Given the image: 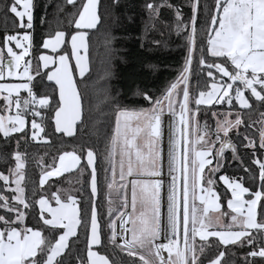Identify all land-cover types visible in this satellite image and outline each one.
<instances>
[{
	"label": "trees",
	"instance_id": "1",
	"mask_svg": "<svg viewBox=\"0 0 264 264\" xmlns=\"http://www.w3.org/2000/svg\"><path fill=\"white\" fill-rule=\"evenodd\" d=\"M84 2L31 0L30 20L21 23L12 9L17 6V0H0L3 59L11 55L7 46L11 52L18 51L14 39L27 31L30 52L23 63L28 64L31 75L28 89L16 97L18 111L26 119L25 127L7 135L0 132V174H9L18 158L23 164V203L14 200V191L0 179V231L5 234L12 228L22 232L38 230L41 243L31 261L42 264L63 229L44 222L38 199L46 197L54 203V194L61 201L73 197L78 205L76 232L53 264H88L93 213L99 232V243L94 247L97 253L111 264H146L142 255L118 246L113 240L112 221L122 205L121 191L111 183L110 151L116 115L120 110L151 107L187 64L189 108L196 113L199 136L204 133L197 142L198 148L204 150L213 144L214 154V149L224 141L232 144V148L221 155L216 151L210 165L212 186L218 194L221 211L226 212L230 197L229 190L219 179L225 175L242 184L247 190V199L259 192L256 222L261 226L264 222V84L258 86L259 97L244 91L246 107H240L233 98L229 104L225 101L209 105L192 103L194 96L206 92L216 82L219 68L231 75L233 85L239 83L233 76L236 69L229 65L227 58L208 53V41L224 0H98L97 24L85 30L86 73L76 75L72 64L81 116L74 132L66 135L54 127L53 118L59 107L57 85L47 78L49 68H41L39 55L46 52L42 47L44 39L61 32L63 43L52 54L69 56V39L79 30L75 21ZM242 85L245 89L244 83ZM182 90L181 85L173 88L177 98L182 96ZM32 101L38 104L32 107ZM32 109L38 114L32 115ZM4 112L0 100V113ZM224 112H229L236 123L228 130L226 139L220 141L215 126ZM36 126L37 136L34 135ZM88 151L94 155L95 192L90 187L92 170L86 161ZM64 154H74L76 166L49 176ZM210 167L204 171L203 184L207 183L206 173ZM260 226L228 244L214 236L193 237L192 257H188L185 264H264V233Z\"/></svg>",
	"mask_w": 264,
	"mask_h": 264
},
{
	"label": "rangeland",
	"instance_id": "2",
	"mask_svg": "<svg viewBox=\"0 0 264 264\" xmlns=\"http://www.w3.org/2000/svg\"><path fill=\"white\" fill-rule=\"evenodd\" d=\"M94 1L97 5L98 0ZM85 4V7L88 8V1ZM17 6L12 7L14 13L19 17L21 23L24 21L28 23L31 16V0H17ZM92 11L97 17V11L90 10V12ZM83 12L88 15L87 10ZM216 21L217 25L208 41V53L212 56L227 58L229 65L236 69L233 76L238 79L239 83L233 85L231 75L225 69L218 67L220 75L216 77V82H213L206 92H200L194 96L192 103L209 105L212 103L221 104L225 101V104H229L233 98L240 107H246L247 99L244 91L248 90L253 96L259 97L258 86L264 84V0H224ZM14 45L18 48L17 52H11V48L6 45L7 51L13 56L15 62V69L12 73H9L5 66L6 59H3L0 49V69H2L0 72V100L3 101L5 110L4 113H0V131L3 134L20 131L26 125L25 117L18 111L19 105L16 97L20 92L28 89L30 69L28 64L23 63V60L30 52L29 33L25 31L18 39H14ZM68 64L72 69L70 59ZM188 71L187 64L173 83L174 89L179 85L182 86V92L187 89ZM253 76L259 78L255 79ZM242 83H247L245 89ZM176 93V91H172L170 102L173 105L181 98H177ZM189 103V97L186 95L189 118L188 174L191 194L188 222L190 232L186 241L185 261L188 260V257H192V239L197 235L198 228L202 225L217 224L219 217L225 220V224H229L228 228L210 227L212 230L210 234L215 235V232H219L222 239L230 241L236 238V241L239 240L242 237L240 230L246 227L245 224L242 226L244 220H247L250 227L255 225L258 201L257 193L247 199L244 195L245 189L238 180L222 175L221 182L230 192V197L226 202V212L223 213L218 195L211 184V180H213L212 167L206 173L207 185H203L204 187L201 185L207 154L198 148L197 142L204 133L199 136L196 113L190 111ZM152 117L153 105L138 111H118L110 151L111 183L120 189L122 202L121 208L113 218L112 225L129 208L128 225L131 246L146 254L151 252L150 241L154 236L156 223V189L149 179L157 168L158 143L157 138L150 131ZM233 120L230 118L229 112L222 113V116L217 119L215 132L220 141H224L228 130L235 126L236 121ZM38 133L39 130L36 126L34 135L37 136ZM212 146L213 144L206 149L211 151V157L216 154V151L218 155L220 148L219 146L218 149H214L213 154ZM74 159H77L74 154L62 155L60 162L49 172V175L54 176L73 169L76 166L72 163ZM86 161L92 170L90 187L92 192H95L94 155L92 152L88 151ZM201 187L203 189H200ZM16 192H19V188H16ZM234 215L238 216L240 220L232 222L233 218L231 217ZM220 221L218 220L219 223ZM233 225L237 228L229 229ZM89 233L90 261L88 259V264H111L105 257L95 252L94 246L98 243L95 217L91 219ZM141 246H145V248L143 249ZM146 264H150L147 259Z\"/></svg>",
	"mask_w": 264,
	"mask_h": 264
},
{
	"label": "crops",
	"instance_id": "3",
	"mask_svg": "<svg viewBox=\"0 0 264 264\" xmlns=\"http://www.w3.org/2000/svg\"><path fill=\"white\" fill-rule=\"evenodd\" d=\"M87 1L89 3L88 8L85 7V3ZM87 1L85 0L80 14L78 15L75 21V26L79 30L76 33L72 34L69 39V56L64 53L56 55L52 54V52L58 50L63 43L64 34L61 32H57L54 36L44 39L42 47L46 50V52H43L39 55V63L41 68H49L47 72V78L55 82L57 85L59 107L54 114V127L57 131H60L66 135L72 134L74 132L75 125L79 121L81 116L80 98L74 83V77L73 72L71 71V66L70 64H68L69 59L72 61L76 75L82 76L86 73L87 40L85 30L93 28L98 21V16L96 17L94 11L90 12V10L97 11L96 2L94 0ZM85 10H87L88 15L83 12ZM10 57L14 60L12 55H10ZM1 71L2 69H0V72ZM30 77L31 75L29 76V79ZM12 132L10 131L9 133H5L4 135L10 134ZM203 151H205L207 154L205 157L206 163L204 164L202 172L204 174L205 169H207V167H210L213 157H211V151H207L206 149H204ZM87 154L88 152L86 153V156ZM72 163L76 164V160L74 159ZM22 167L23 164L21 160L17 159L15 168L9 174H0V179L4 184H7L11 190L14 191L13 198L19 203H23ZM221 176L219 177V179L221 178ZM212 182L213 180H211V184ZM201 185L203 186L207 184H203L201 182ZM203 187H201L200 189H203ZM16 188H19L18 193L16 192ZM246 193L247 190L245 189V194ZM256 193L258 194L259 199V192ZM37 203L40 215L43 218L44 222L50 226L62 227L63 229L62 233L59 234L56 241L54 242L46 260L44 261V263H42L53 264L55 259L64 251L68 239L73 236L76 232L78 223V205L75 198L69 197L66 201H61L56 194H54V203H51L50 200L46 197L39 198ZM92 217H95V213L92 214ZM231 218H233L232 222L237 221L239 219V217L236 215ZM218 220H221L220 223L218 222ZM218 220L217 224L215 225H202L201 227H199L198 233L197 235H195V237L199 239H206L210 236H214L218 238L219 241L223 244L235 242L236 238L230 241L222 239V237L219 235V232H215V235L210 234L212 233L210 227L213 228L220 226L223 228H228L229 224H225V220H223V218L219 217ZM243 224H245L246 227L240 230L242 232V237L248 234L251 229L260 226L257 222H255V225L250 227L247 223V220H244V222H242V226ZM240 225L241 222L239 226ZM220 227L217 228L219 229ZM235 228H237V226L233 225L229 229ZM40 243L41 233L35 229H27L22 232L18 228H12L8 230L5 234L0 231V264H33L31 258L36 254ZM89 257L90 255L88 249L87 258L90 261Z\"/></svg>",
	"mask_w": 264,
	"mask_h": 264
},
{
	"label": "built area",
	"instance_id": "4",
	"mask_svg": "<svg viewBox=\"0 0 264 264\" xmlns=\"http://www.w3.org/2000/svg\"><path fill=\"white\" fill-rule=\"evenodd\" d=\"M29 27V26H27ZM174 84L153 103L150 131L157 138V168L149 177L156 189L155 233L150 241V254L131 246L129 221L125 212L113 223V240L123 248L133 250L150 264H185L186 241L190 228L188 144L189 118L186 96L171 104ZM247 87V83H244ZM38 103L31 102L35 107ZM37 115V110L30 111ZM264 233V222L260 226Z\"/></svg>",
	"mask_w": 264,
	"mask_h": 264
},
{
	"label": "water",
	"instance_id": "5",
	"mask_svg": "<svg viewBox=\"0 0 264 264\" xmlns=\"http://www.w3.org/2000/svg\"><path fill=\"white\" fill-rule=\"evenodd\" d=\"M5 66L8 68L9 73H12L13 69H14V60L11 57L6 58V62H5ZM253 78L257 79V76H253ZM236 79V78H235ZM183 96H186V90L183 91ZM232 148V144L229 141H225L219 148L218 150V155H221L225 150L227 149H231ZM0 197H1V193H0Z\"/></svg>",
	"mask_w": 264,
	"mask_h": 264
},
{
	"label": "bare ground",
	"instance_id": "6",
	"mask_svg": "<svg viewBox=\"0 0 264 264\" xmlns=\"http://www.w3.org/2000/svg\"><path fill=\"white\" fill-rule=\"evenodd\" d=\"M124 219L129 221V214H127L126 212L124 214Z\"/></svg>",
	"mask_w": 264,
	"mask_h": 264
}]
</instances>
